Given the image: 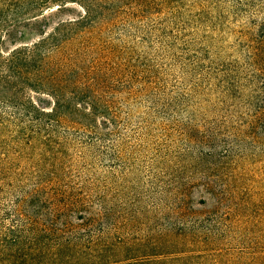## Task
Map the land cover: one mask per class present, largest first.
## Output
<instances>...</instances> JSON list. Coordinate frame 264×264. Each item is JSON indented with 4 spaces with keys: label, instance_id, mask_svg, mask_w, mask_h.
<instances>
[{
    "label": "rangeland",
    "instance_id": "374dc122",
    "mask_svg": "<svg viewBox=\"0 0 264 264\" xmlns=\"http://www.w3.org/2000/svg\"><path fill=\"white\" fill-rule=\"evenodd\" d=\"M71 254L264 264V0H0V264Z\"/></svg>",
    "mask_w": 264,
    "mask_h": 264
},
{
    "label": "trees",
    "instance_id": "16d2710c",
    "mask_svg": "<svg viewBox=\"0 0 264 264\" xmlns=\"http://www.w3.org/2000/svg\"><path fill=\"white\" fill-rule=\"evenodd\" d=\"M38 44H40V43H38ZM55 110H56L55 112H58L57 108ZM88 243L89 244H94L95 241H92L89 238ZM76 244H78V243H76ZM103 244L105 245L107 243H103ZM65 246H70V245L69 244L62 245V246L59 247V249L60 248H65ZM73 246H75V244ZM78 247H80V245L79 246L78 245L75 246V248H78ZM82 247L87 248V249L90 248L89 246H82ZM107 247L109 248L110 251H113L115 248H121L122 250L126 251V253L128 251H130V249H131L130 246H126V244H124L123 242H114L110 246H106V247L105 246H100V251L105 250ZM66 249H68V248H66ZM56 253H57V251H56ZM82 253H84V252H82ZM84 254H86V253H84ZM76 257H77L76 254H71V256H67V257H64L62 259H58L55 262L57 264H68V263H71V262L72 263H77V262H74L75 259H77ZM162 262L163 261H159L157 259H151L149 257L131 258L130 255H125L122 259L115 260L112 263H101V264H161ZM84 263H89V262H84ZM34 264H43V263L42 262H36V263L34 262ZM44 264H46V263H44ZM97 264H100V263H97Z\"/></svg>",
    "mask_w": 264,
    "mask_h": 264
}]
</instances>
